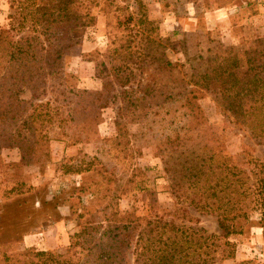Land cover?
Returning <instances> with one entry per match:
<instances>
[{
    "label": "rangeland",
    "instance_id": "374dc122",
    "mask_svg": "<svg viewBox=\"0 0 264 264\" xmlns=\"http://www.w3.org/2000/svg\"><path fill=\"white\" fill-rule=\"evenodd\" d=\"M99 1L92 6L95 22L80 26L74 18L78 0L68 3V17L66 11L51 9L57 0H0V28L25 3L23 24L13 35H36V42L51 49L66 44L60 47L62 56L55 69L70 75L68 81L48 78L42 89L38 82L36 90L21 88V98L36 114L34 125H41L50 140L43 143L38 159L18 170L7 171L0 165V245L8 244L11 250L32 246L57 255L82 227L87 210L99 217L106 206L117 202L120 210L145 216L148 192L156 196L160 213L174 208L172 176L180 177L176 169L181 166L176 163L212 155L208 164H215L225 155L230 159L222 174L229 180L220 182L216 191L221 187L228 193V206L246 209V218L229 220L241 231L219 237L216 212L182 202L192 220L177 222L203 231L191 238L197 243L190 246L189 254H177L181 260L174 262L264 264V197L251 193L259 189L264 193V143L252 138L226 109L220 80L210 83L213 77L204 78L212 60L218 62L234 52L239 76L247 74L250 64L259 65L253 70L264 75V64H259L264 57V0ZM43 11L51 13L50 20L45 21L48 14ZM126 14L134 17L131 30L116 24V18ZM33 49L37 55L46 54L38 43ZM158 51L167 66L152 60ZM192 87L199 90L191 99L197 107L190 110L187 97ZM4 102L0 95V105ZM95 111L96 124L91 119ZM84 125L87 132H81ZM7 135L0 124V159L19 161L17 147L3 146ZM245 175L249 178L244 177L243 184L237 181ZM81 187L86 191L80 198H69ZM242 189L245 194L238 195ZM78 213L83 216L77 217ZM236 213L233 209L227 215ZM208 234L214 236L206 240ZM132 249L133 245L126 251L129 264H141Z\"/></svg>",
    "mask_w": 264,
    "mask_h": 264
},
{
    "label": "trees",
    "instance_id": "16d2710c",
    "mask_svg": "<svg viewBox=\"0 0 264 264\" xmlns=\"http://www.w3.org/2000/svg\"><path fill=\"white\" fill-rule=\"evenodd\" d=\"M64 1L66 2L57 0L51 9L66 11L65 15L68 17L67 6L72 0ZM77 3L76 8L79 12L74 17L75 24L80 26L93 24L96 15L92 13V6L99 5L100 1L78 0ZM22 6H17L16 13L20 10L19 17L16 16V13L10 14L8 25L0 28V95L1 98H5V102L0 105V124H3L8 132V135L3 138L5 142L3 146L17 147L21 152L19 161L4 162L0 159V165L7 171L18 170L21 165L29 160L38 159V152L43 143L50 140V137L43 132L41 125H34L33 117L35 119L36 114L32 113L34 109L28 110L25 100L21 98L22 86L36 90L38 86L36 87L34 83L38 82L41 89L45 88L44 85L48 78L58 76L65 81L70 78V75L59 73L55 69L58 57L61 58L62 56L63 48L60 47H64L66 44L51 49L50 45L36 42L38 39L36 35L27 33L21 34L18 38L13 35L14 32L18 33L20 24H23L25 13L22 12V9L25 8V3ZM38 7L46 10L44 6ZM43 13L48 14L45 21L50 20L51 13L49 14L47 11H43ZM15 21L18 25L15 24ZM133 21L132 14L116 18L117 26L123 30H131ZM37 43L42 49H46L45 56L37 55L33 51ZM152 50L154 52V49ZM50 51H55L57 57L51 56ZM256 52L259 53L257 50ZM163 55L162 51H158V54L151 55L152 60H156L160 66H167L169 62ZM236 56L234 52L228 57H220L218 62L212 60L214 64L210 65V68L209 66L206 67L204 78L213 77L214 80L212 79L213 81L211 80L210 83L220 80L219 86L222 89V99L226 109L234 117L236 123L246 127L252 138L264 143V75L261 76L254 72L253 69L259 65L250 64L247 68V74L239 76L235 71V68L238 67ZM224 60H228V62ZM39 61H42L40 65H34L35 62L38 63ZM259 64H264V57ZM210 74L212 75L210 76ZM206 85L208 86V84ZM198 90L197 87H192L188 91V93H192L190 98L187 97L190 110L197 107V104L191 99L198 96L196 95ZM93 93L90 92L89 94ZM200 94L202 95V93ZM33 97H36L35 93ZM103 106L105 105L100 107ZM33 114L35 115L33 116ZM68 117L73 120L71 113ZM97 117L98 113L93 112L91 119L95 124ZM85 118L88 119V115ZM86 128L85 125L80 127L81 132H87ZM228 159H230L228 156L221 155L215 164H208L210 160L212 161V155L205 157L199 155L195 159L192 157L190 160L187 158L179 160L176 164L181 163V166L176 169V172L180 173V177L172 176L171 192L176 199L174 208L162 209L163 211L160 213L157 211L159 202L156 196L153 192H148L150 196L149 213L145 216L135 215L133 211L120 210L117 202L113 206L109 205L111 206L110 209L109 206H106L99 217L87 210V216L82 222V227L70 235L69 243L63 249L64 252L54 255L49 251L36 250L32 246L11 250L13 248L9 249V245L6 244L0 245V262L1 264H52V262L56 264H129L126 251L129 246L133 245L132 253L135 255L136 262L141 264H176L174 259L180 261L181 256L185 257L189 254L190 246L197 243L193 242L191 238L202 230L177 222V220H192L187 206H184L182 202L193 206L196 210L216 212L220 228L219 237L226 238L236 230L237 232L241 231V229H235L229 220L236 217L246 218V209L241 205L237 207L235 205L228 206L229 199L226 198L228 193L223 192L224 189L221 187L216 191V186H220V182L229 180L226 174H222L228 167L225 163ZM230 174L234 175L232 172ZM101 176L105 180L103 173ZM244 177L249 178L246 175L236 178L238 182L243 184ZM109 179H106V184L110 182ZM213 180L215 182L212 185ZM85 189L86 187L77 189V194L76 190L72 191L69 198L73 195L80 198L81 193L86 191ZM17 192L22 191L18 190ZM244 192L245 190L242 189L237 194L243 195ZM251 193L264 197V193L260 189ZM112 196L116 197L117 194ZM214 198L222 203L213 201ZM70 208L75 210L74 212L77 211L72 205ZM233 209L237 210V213L230 218L227 213ZM81 216L83 214H77V217L80 218ZM165 216H169V218ZM99 218L102 219L99 220ZM78 222L81 224V221ZM238 228L241 226L239 225ZM200 236L202 237V235ZM213 236V234H208L205 239L208 240ZM206 246L208 245L206 244ZM177 254L182 255L177 257Z\"/></svg>",
    "mask_w": 264,
    "mask_h": 264
}]
</instances>
